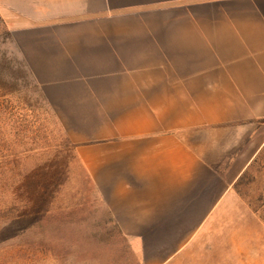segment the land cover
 Instances as JSON below:
<instances>
[{
	"label": "crops",
	"instance_id": "0c3cea01",
	"mask_svg": "<svg viewBox=\"0 0 264 264\" xmlns=\"http://www.w3.org/2000/svg\"><path fill=\"white\" fill-rule=\"evenodd\" d=\"M0 18L133 245L251 215L233 185L264 145V0H0Z\"/></svg>",
	"mask_w": 264,
	"mask_h": 264
},
{
	"label": "rangeland",
	"instance_id": "374dc122",
	"mask_svg": "<svg viewBox=\"0 0 264 264\" xmlns=\"http://www.w3.org/2000/svg\"><path fill=\"white\" fill-rule=\"evenodd\" d=\"M13 48L0 19V264H264V145L242 187L258 211L189 243V231L170 230L133 245Z\"/></svg>",
	"mask_w": 264,
	"mask_h": 264
},
{
	"label": "trees",
	"instance_id": "16d2710c",
	"mask_svg": "<svg viewBox=\"0 0 264 264\" xmlns=\"http://www.w3.org/2000/svg\"><path fill=\"white\" fill-rule=\"evenodd\" d=\"M1 19V18H0ZM2 21V20H1ZM255 157L250 164L247 166V168L242 172V174L238 177V179L235 181L233 188L234 190L237 192V194L246 202V204L253 210V211H258L259 208L254 205L252 203V201L249 199V197H247L246 193L242 190V187H244L245 184H247L248 182H246L247 180V175L250 171V169L253 168V165L256 161Z\"/></svg>",
	"mask_w": 264,
	"mask_h": 264
}]
</instances>
